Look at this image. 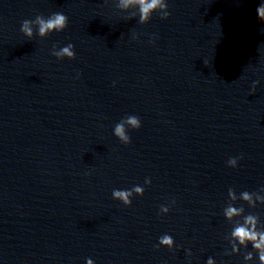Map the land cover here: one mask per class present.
I'll return each instance as SVG.
<instances>
[{"label":"water","instance_id":"95a60500","mask_svg":"<svg viewBox=\"0 0 264 264\" xmlns=\"http://www.w3.org/2000/svg\"><path fill=\"white\" fill-rule=\"evenodd\" d=\"M166 2L141 24L121 0H0V264H245L223 208L264 186V0ZM53 12L63 31H20ZM68 43L74 58L51 54Z\"/></svg>","mask_w":264,"mask_h":264},{"label":"clouds","instance_id":"9594fccd","mask_svg":"<svg viewBox=\"0 0 264 264\" xmlns=\"http://www.w3.org/2000/svg\"><path fill=\"white\" fill-rule=\"evenodd\" d=\"M129 3H135L137 5L136 16H138V22L141 24L147 23L154 12H158L161 19H165L170 15L167 11L168 4L166 0H121L123 7H127ZM256 14L257 18L261 22H264V2L258 5L256 8ZM67 25L68 17L65 14L62 12H53L48 17L36 15L34 19L23 20L20 25V31L24 36L31 39L34 35L35 29V35L43 38L53 31H63ZM73 49L74 45L68 43L66 46L60 47L58 50L57 48H53L51 54L57 59L65 57L72 59L75 56ZM256 84L257 81H253V89ZM140 127V118L135 115H128L115 124L113 134L121 143L128 144L131 139L128 135V129H138ZM239 159L240 157H230L227 160V165L234 168L237 166ZM150 183L151 180L146 177L144 184L148 185ZM143 193L144 187L134 185L130 189H113L112 198L119 200L123 205L128 206L132 203L133 195L141 196ZM227 196L228 203L223 208V216L232 224V228L227 236L230 251L225 250V255L239 253L241 249H248L250 246L251 250L243 253L245 264L254 260V253L256 264H264V222L260 220L259 215L256 213L251 211L246 213L243 204L234 206L238 200L245 202L249 209H255L258 204L264 205V186L251 192L248 190L241 191L239 192V195H237L233 188H229ZM168 211L169 206H160L161 213H167ZM161 246L172 249L174 246L173 237L169 234L161 235L158 238L157 247ZM186 255H191L190 250H186ZM86 264H94V261L91 258H88L86 259ZM205 264H215L214 258L208 257Z\"/></svg>","mask_w":264,"mask_h":264}]
</instances>
